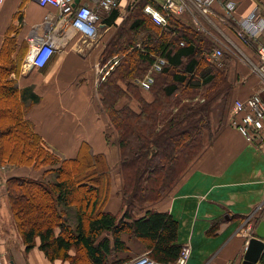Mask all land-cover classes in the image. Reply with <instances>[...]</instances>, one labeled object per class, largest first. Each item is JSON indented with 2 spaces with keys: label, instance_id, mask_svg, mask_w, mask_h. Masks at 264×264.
Returning a JSON list of instances; mask_svg holds the SVG:
<instances>
[{
  "label": "trees",
  "instance_id": "1",
  "mask_svg": "<svg viewBox=\"0 0 264 264\" xmlns=\"http://www.w3.org/2000/svg\"><path fill=\"white\" fill-rule=\"evenodd\" d=\"M147 1L138 2L144 6ZM118 13L113 9L104 17L105 26L117 25ZM135 14L106 42L100 64L108 66L97 84L101 107L117 134L122 214L105 209L113 189L106 153L84 142L75 157H60L24 117L16 80L9 75L19 71L27 48L16 61L9 60L14 43L10 38L4 43L0 166L44 167L41 177L10 175L5 187L26 249L39 239V248L52 261L126 264L133 257L118 255L130 250L124 234L138 238L151 258L164 263L174 262L182 251L172 213L152 208L137 216L136 209L162 197L202 151L210 101L228 80L219 62L207 57L211 45L180 17L168 15L163 26L145 11ZM158 55L166 62L152 71L145 93L135 80L145 77ZM124 99L136 100L137 107ZM257 264H264V251Z\"/></svg>",
  "mask_w": 264,
  "mask_h": 264
},
{
  "label": "crops",
  "instance_id": "2",
  "mask_svg": "<svg viewBox=\"0 0 264 264\" xmlns=\"http://www.w3.org/2000/svg\"><path fill=\"white\" fill-rule=\"evenodd\" d=\"M223 1L213 3V13L209 16L193 4L185 14L176 16L192 26L211 48L223 50L218 65L225 69L227 98L210 103V123L204 128V148L199 155L162 197L136 209L137 216L152 208L173 214L178 220L179 242L191 247L187 264H241L248 241L264 212V144L247 140L231 124L229 115L236 98H246L264 85V77L253 69L259 59L256 45L264 43V34L253 45H245L233 29L236 21L254 6L260 5L264 13V0H233L236 9L231 15ZM125 3L126 0H121L120 9ZM56 11L50 5L42 6L38 0H2L0 62L5 57L6 39L14 43L8 52L9 60L16 61L20 51L27 48L19 71L9 75L16 80L24 117L42 136L45 146L56 150L60 157H75L84 142L94 151L106 153L117 173L114 171V187L105 209L111 212L121 209L122 214L117 134L101 111L97 90L98 80L108 66V63L100 64L98 58L113 25L104 26L97 38L89 41L69 29L44 66L31 65L26 60L28 36L33 30L44 31L45 16ZM139 85L145 93L148 91ZM128 101L137 107L136 100ZM42 172L28 165L0 166V256L4 264H69L67 260H50L39 248V239L35 246L26 249L9 207L5 190L7 177H41ZM123 238L130 250L119 252V257L148 254L146 245L138 238L128 234Z\"/></svg>",
  "mask_w": 264,
  "mask_h": 264
},
{
  "label": "built area",
  "instance_id": "3",
  "mask_svg": "<svg viewBox=\"0 0 264 264\" xmlns=\"http://www.w3.org/2000/svg\"><path fill=\"white\" fill-rule=\"evenodd\" d=\"M216 1L219 0H148L143 9L157 23L164 26L167 25L168 15L185 14L192 8V4L201 10L203 15L209 16L213 13L212 5ZM1 2L2 0L0 4ZM38 2L42 6L50 5L57 11L49 12L45 16L44 31L33 30L28 36L29 49L26 60L36 66H44L48 62L55 47L64 41L63 38L66 37L69 29L76 30L85 41L97 38L100 30L105 26L103 18L113 9L121 7V0H80L77 3L76 0H38ZM223 4L229 15L236 9V2L233 0L223 1ZM233 29L242 43L253 45L256 39L264 34V13L261 6H254L236 21ZM256 50L259 59L253 64V69L264 77V43H258ZM207 55L212 60H219L223 50L214 47L208 51ZM165 62L163 57L156 56L149 73L144 78H136L135 81L146 89L149 88L153 81L152 71L160 70ZM229 115L231 124L236 126L247 140H257L264 144V85L246 98H236L231 105ZM251 222L253 223L252 220ZM251 222L248 225L249 228H251ZM189 250V245H183L179 257L170 263L155 260L145 253L133 257L128 264H185ZM0 264H4L1 256Z\"/></svg>",
  "mask_w": 264,
  "mask_h": 264
},
{
  "label": "rangeland",
  "instance_id": "4",
  "mask_svg": "<svg viewBox=\"0 0 264 264\" xmlns=\"http://www.w3.org/2000/svg\"><path fill=\"white\" fill-rule=\"evenodd\" d=\"M139 1V0H138ZM137 1V2H138ZM136 2V0H126V3H125V5H122V8L120 9V18H119V20H118V22L119 23H117V25H113L112 26V28H110V29H112V34L110 35V36H108L106 39H107V43H108V41H110V39L112 38V36H116L118 33H120L121 31H122V28H126L127 26H129L128 25V23L130 22V20H131V17L132 16H134V15H136L135 13H142V12H144L143 11V6L141 5V3L142 2H138L137 3ZM122 22H123V24H122ZM124 26V27H123ZM101 31V30H100ZM99 34H100V32H99ZM141 36H144L142 33L141 34H139V36H138V40H140L141 39ZM100 60H101V56L98 58V61L100 62ZM220 62V59L219 60H215V62ZM147 73H149V71H147ZM146 73V74H147ZM145 74V75H146ZM98 76V75H97ZM99 77V76H98ZM98 84V83H97ZM142 87H144V86H142ZM228 87V85L226 86V85H221L220 86V91H219V93L216 95V97H214L210 102H214V101H218V100H222V98H224L225 97V99L227 98V92H226V88ZM225 88V89H224ZM224 89V90H223ZM205 99V97L204 98H201V100H204ZM206 100V99H205ZM100 106L102 105V101H100ZM221 103H222V101H221ZM227 108V104L225 103V105H224V109H226ZM101 111L103 112V113H105L104 112V110L103 109H101ZM28 166H32V165H28ZM33 167V166H32ZM41 167H43V166H41ZM41 167H39L40 168V171L42 172H44V170H42L41 169ZM35 168V167H34ZM112 168V174H114V171H115V168L112 166L111 167ZM117 169V168H116ZM43 172H42V175H43ZM90 172V175L91 174H94V173H92V171H89ZM116 173H117V171H115ZM11 174H13L14 173V171H11L10 172ZM120 173V176H121V172H119ZM41 175V176H42ZM28 176V175H27ZM114 176V175H113ZM40 177V176H39ZM91 177H93V178H95V179H98V177L97 176H92L91 175ZM8 178V177H7ZM101 179H102V177H101ZM100 180V179H99ZM113 180V179H112ZM5 182H6V180H5ZM99 182H101L102 183V181L100 180ZM113 183H114V181H113ZM113 187H114V185H113ZM5 190H6V187H5ZM6 194H7V192H6ZM7 198H8V195H7ZM8 203H9V200H8ZM9 207H10V204H9ZM11 209V208H10ZM12 212V211H11ZM12 215H13V213H12ZM13 218H14V216H13ZM15 221V220H14ZM189 256L187 257V259H186V262H185V264H187V261H188V259H189V257H190V254H191V247L189 246Z\"/></svg>",
  "mask_w": 264,
  "mask_h": 264
},
{
  "label": "water",
  "instance_id": "5",
  "mask_svg": "<svg viewBox=\"0 0 264 264\" xmlns=\"http://www.w3.org/2000/svg\"><path fill=\"white\" fill-rule=\"evenodd\" d=\"M80 0H76V3ZM264 251V212L262 219L259 222L256 232L248 241L247 248L244 253L243 261L241 264H257L261 254Z\"/></svg>",
  "mask_w": 264,
  "mask_h": 264
}]
</instances>
